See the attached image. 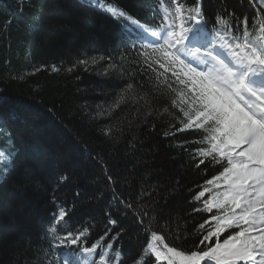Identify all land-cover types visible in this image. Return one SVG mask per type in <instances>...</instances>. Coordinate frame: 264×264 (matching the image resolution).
I'll return each mask as SVG.
<instances>
[{
	"label": "snow or ice",
	"instance_id": "obj_1",
	"mask_svg": "<svg viewBox=\"0 0 264 264\" xmlns=\"http://www.w3.org/2000/svg\"><path fill=\"white\" fill-rule=\"evenodd\" d=\"M97 6L120 26L117 56L81 51L70 67L43 64L10 79L29 83L41 71L72 74L103 62V74L122 80V90L110 103L85 99L79 110L101 140L122 144L127 174L119 176V165L109 168L99 153H89L108 193L88 196L89 206L99 207L80 214L85 197L71 169L43 174L15 148L0 150V176L19 169L24 184L45 192L52 205L28 264H264V7H254L262 16L250 25L248 16L226 7L210 21L205 0H149L147 18L111 0ZM4 92L0 88V102L7 100ZM133 92L142 101L137 116L118 125ZM139 130L187 153L205 174L187 198L191 227H173L169 211L180 181L162 184L136 159L146 138ZM0 137L13 138L8 120H0ZM69 187L72 199L61 200L58 194Z\"/></svg>",
	"mask_w": 264,
	"mask_h": 264
},
{
	"label": "trees",
	"instance_id": "obj_2",
	"mask_svg": "<svg viewBox=\"0 0 264 264\" xmlns=\"http://www.w3.org/2000/svg\"><path fill=\"white\" fill-rule=\"evenodd\" d=\"M98 2L106 4L107 0H0V88L5 89L7 97L0 102V120L9 121L13 134L11 141L0 137V150L15 148L21 160L29 161L43 174L57 168L71 169L85 197L77 205L80 214L99 207L97 204L90 207L88 196L98 189L105 195L108 193L100 165L89 158V153L92 156L99 153L109 168L119 165V176L127 173L122 144L101 140L94 127L81 116L79 105L85 99L93 105L110 103L122 90L123 81L111 74L104 75L103 62L88 71L77 69L72 74L41 71L29 83H16L10 78L17 71H30L43 64L70 67L81 51L90 57L106 53L117 56L121 51L120 26L99 9ZM111 2L137 16H149V0ZM205 7L210 21L226 7L238 16H248L251 25L254 18L262 16L254 12V7H264V2L250 5L249 0H205ZM76 75L80 76L79 80L75 79ZM136 79L143 83L140 76ZM37 85L38 92L34 91ZM136 92L142 95L144 89ZM136 92L129 94V102L116 121L118 125L137 116L142 101ZM49 108L53 112H48ZM138 134L146 137L135 154L140 165L150 169L162 184L172 178L180 181L170 197L173 227L183 226L185 222L191 227L193 220L188 213L192 206L187 198L195 184L203 183L205 174L192 167L193 161L187 153L169 147L168 141L147 135L143 130ZM127 167L132 168V164ZM214 172L210 168L208 176ZM71 191L69 187L58 195L61 200H71ZM51 208L47 194L25 185L19 169L7 177L0 176V264H19L21 256L25 257L23 264H28L32 255L29 249L35 248L39 225ZM200 219L201 214H196L195 220ZM123 244L129 249L126 238Z\"/></svg>",
	"mask_w": 264,
	"mask_h": 264
},
{
	"label": "rangeland",
	"instance_id": "obj_3",
	"mask_svg": "<svg viewBox=\"0 0 264 264\" xmlns=\"http://www.w3.org/2000/svg\"><path fill=\"white\" fill-rule=\"evenodd\" d=\"M92 3H93V4H95V2H94V1H92Z\"/></svg>",
	"mask_w": 264,
	"mask_h": 264
}]
</instances>
